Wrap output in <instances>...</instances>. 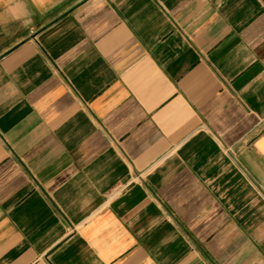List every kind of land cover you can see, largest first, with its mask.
Returning a JSON list of instances; mask_svg holds the SVG:
<instances>
[{"label": "crops", "instance_id": "0c3cea01", "mask_svg": "<svg viewBox=\"0 0 264 264\" xmlns=\"http://www.w3.org/2000/svg\"><path fill=\"white\" fill-rule=\"evenodd\" d=\"M0 264H264V0H0Z\"/></svg>", "mask_w": 264, "mask_h": 264}]
</instances>
